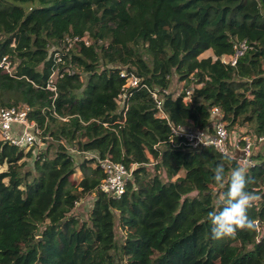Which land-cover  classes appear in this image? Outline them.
<instances>
[{"label":"trees","instance_id":"16d2710c","mask_svg":"<svg viewBox=\"0 0 264 264\" xmlns=\"http://www.w3.org/2000/svg\"><path fill=\"white\" fill-rule=\"evenodd\" d=\"M83 35L88 45L60 50ZM239 40L248 48L236 65L221 62ZM0 55L14 72L0 69V108L27 105L43 145L0 140V264H264V140L246 173L260 197L247 213L254 228L212 240L207 213L227 190L212 169L223 163L227 179L237 161L181 144L144 86L128 90L125 110L117 98L123 68L158 91L174 125L206 128L218 106L229 127L264 137L261 0H0ZM106 157L133 166L119 198L100 188ZM91 194L86 216L75 213Z\"/></svg>","mask_w":264,"mask_h":264},{"label":"built area","instance_id":"2783aa9c","mask_svg":"<svg viewBox=\"0 0 264 264\" xmlns=\"http://www.w3.org/2000/svg\"><path fill=\"white\" fill-rule=\"evenodd\" d=\"M78 41L83 42L85 45L90 43V39L87 35L80 37H65L62 41L60 50L64 53L68 52L72 44ZM247 48L248 45L246 40L237 41L233 46L232 53L221 56V62L235 66L238 59L244 54ZM59 52L60 51L54 52V58L57 62L62 61ZM0 69L8 75L13 76L12 62L7 55H0ZM66 71H68V69H66ZM57 74H59V69L56 67L50 75L46 85V88L54 92V94L56 91L55 77ZM119 75L124 79V84L117 96L120 110H125L127 108L125 101L129 95L128 90L130 88L144 86L149 90L155 102V106L158 110V117L166 119L170 126L171 133L181 138V144L192 149L210 146L219 153L236 160L238 165L249 167L255 164L253 152L259 147L264 137H255L245 133L236 137L233 141L230 140V134L227 130L228 123L223 119L222 111L218 106L210 108L211 118L206 128H197L192 125H174L168 120L162 109V98L157 90H151L146 84H142L140 82V77L133 71L122 68L119 70ZM183 98L184 101L189 100L188 95ZM28 111L29 107L25 104L0 108V140L23 148L41 144V130L36 126L33 120L28 118ZM97 166L103 173L100 188L109 196L119 198L126 190V184L132 176L133 166L128 168L123 163L112 161L109 157L97 159ZM254 223L257 224L256 221Z\"/></svg>","mask_w":264,"mask_h":264},{"label":"clouds","instance_id":"9594fccd","mask_svg":"<svg viewBox=\"0 0 264 264\" xmlns=\"http://www.w3.org/2000/svg\"><path fill=\"white\" fill-rule=\"evenodd\" d=\"M212 180L227 190L219 194L215 201L214 211L207 213L210 223V238L221 240L235 238L238 231H249L254 228L248 216V210L260 199L247 190V167L237 165L232 168L225 179V166L218 163L213 169Z\"/></svg>","mask_w":264,"mask_h":264},{"label":"rangeland","instance_id":"374dc122","mask_svg":"<svg viewBox=\"0 0 264 264\" xmlns=\"http://www.w3.org/2000/svg\"><path fill=\"white\" fill-rule=\"evenodd\" d=\"M212 50V49H211ZM204 54V53H202ZM201 55H199L200 57ZM185 85H186V82L185 81H180V83H176L175 86H173L171 88L172 91H174V96H178L182 90L185 88ZM189 89V88H188ZM186 95H188V90L186 91ZM185 95V96H186ZM184 96V97H185ZM184 100V98H183ZM227 130L230 134V140H235L236 137L240 136L241 134H249V135H252L251 132H249V127L248 125H243V126H234V127H229V125H227ZM234 138V139H233ZM41 147H43L42 144H39L38 147L36 148L37 151L39 149H41ZM259 149V148H258ZM258 149H255L254 152H253V156L257 154V152L259 151ZM71 153L73 154V156L77 159H80V158H83L85 157V155H81L79 153H76L74 152L73 150H71ZM83 156V157H82ZM90 155L89 154H86V158H89ZM26 164L24 166V168H29L30 167V164H31V161L30 160H26L25 161ZM87 173H89V171L87 170ZM83 177V173L81 171H77L75 174L71 175L69 177L70 181L73 183V184H78V182L81 180V178ZM93 194H91L90 196H86L85 198H83L80 203H78L76 205V208H75V213L81 215V216H86L88 210L90 209L91 207V203H92V199H93ZM118 227L116 225V232H118Z\"/></svg>","mask_w":264,"mask_h":264},{"label":"crops","instance_id":"0c3cea01","mask_svg":"<svg viewBox=\"0 0 264 264\" xmlns=\"http://www.w3.org/2000/svg\"><path fill=\"white\" fill-rule=\"evenodd\" d=\"M202 53H204V54H202ZM202 53L200 54L201 56L199 58H206V57H210V56L212 57L213 56V51L211 49H207Z\"/></svg>","mask_w":264,"mask_h":264},{"label":"water","instance_id":"95a60500","mask_svg":"<svg viewBox=\"0 0 264 264\" xmlns=\"http://www.w3.org/2000/svg\"><path fill=\"white\" fill-rule=\"evenodd\" d=\"M261 1H262L263 5H264V0H261Z\"/></svg>","mask_w":264,"mask_h":264}]
</instances>
